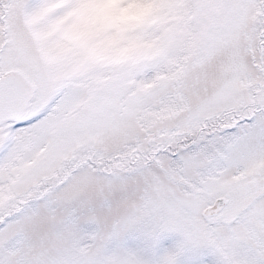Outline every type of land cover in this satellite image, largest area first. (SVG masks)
<instances>
[{
  "label": "snow or ice",
  "instance_id": "6c2138e0",
  "mask_svg": "<svg viewBox=\"0 0 264 264\" xmlns=\"http://www.w3.org/2000/svg\"><path fill=\"white\" fill-rule=\"evenodd\" d=\"M0 264H264V0H0Z\"/></svg>",
  "mask_w": 264,
  "mask_h": 264
}]
</instances>
